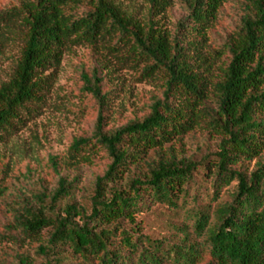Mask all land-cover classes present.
Returning <instances> with one entry per match:
<instances>
[{
  "label": "trees",
  "instance_id": "obj_1",
  "mask_svg": "<svg viewBox=\"0 0 264 264\" xmlns=\"http://www.w3.org/2000/svg\"><path fill=\"white\" fill-rule=\"evenodd\" d=\"M227 1L180 0L186 15L173 37L156 20L173 0H148L143 23L116 0H20L0 12V37L20 14L26 30L22 57L0 85V142L22 123L27 105L40 103L51 78L42 74L56 68L70 46L110 48L123 41L143 74L166 78L163 100L143 119L105 131L101 112L95 142L88 146L92 139L81 138L68 150L66 166L93 164L82 152L95 147L107 163L88 211L65 203L76 183L61 177L49 195L17 216L11 240L36 243L39 264H264V0H248L239 26L211 49L208 34ZM99 83L88 91L102 108L106 95ZM195 130L219 136L218 150L200 160L169 153L147 161L150 151L162 153L164 145ZM50 162L58 172L57 159ZM141 163L146 168L130 177ZM155 205L180 220L167 221L168 234L148 233L146 221L136 217ZM19 264L32 263L22 255Z\"/></svg>",
  "mask_w": 264,
  "mask_h": 264
},
{
  "label": "rangeland",
  "instance_id": "obj_2",
  "mask_svg": "<svg viewBox=\"0 0 264 264\" xmlns=\"http://www.w3.org/2000/svg\"><path fill=\"white\" fill-rule=\"evenodd\" d=\"M116 2L141 23L148 16V0ZM247 3L248 0H228L222 5L208 34L211 49L224 43L229 32L239 26L247 12ZM19 5L20 0H0V12ZM185 15L180 0H173L167 11L156 17L157 25L173 37L177 22ZM21 16L6 22L11 30L3 28L7 36L0 37V85L9 80L22 57L26 30L20 25ZM134 60L129 46L123 41L115 42L110 48L104 43L74 45L63 51L56 68H49L42 74V77L50 75L51 78L50 85L40 93V103L27 105L31 110L28 113L23 111L22 123L0 142V178L2 175L6 177V192L0 199V264H19V256L22 255L29 256L32 264L42 261L34 251L37 244L23 242L22 236L17 242L12 241V235L18 230L11 231L10 228L24 207L36 206L37 197L49 195L56 188L59 178L65 177L76 183L74 196L65 203H76L89 210L95 180L103 174L106 160L100 155L99 147H95L82 152L93 156L91 165L69 167L65 161L74 141L92 139L88 146L95 142L93 136L100 113L106 116L104 130L115 131L143 119L156 101L163 100L164 74L145 75L142 73L143 64ZM98 81L102 95H106V105L102 108L98 99L88 91V86ZM205 105L214 107L211 101ZM220 140L219 136L206 130H195L164 145L162 153L150 151L147 161H155L161 154L167 156L169 153L178 158L200 160L217 151ZM51 158L57 159L58 172L54 171ZM260 159L264 160V151ZM144 168V163L133 168L130 177ZM250 169H254V161ZM136 217L146 221V231L154 236L170 233L167 221H180L173 212L160 205Z\"/></svg>",
  "mask_w": 264,
  "mask_h": 264
}]
</instances>
